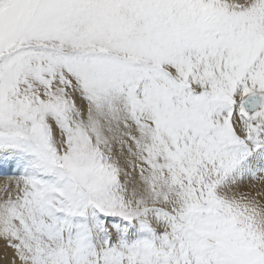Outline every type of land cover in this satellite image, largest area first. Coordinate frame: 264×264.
<instances>
[{
    "label": "snow or ice",
    "instance_id": "6c2138e0",
    "mask_svg": "<svg viewBox=\"0 0 264 264\" xmlns=\"http://www.w3.org/2000/svg\"><path fill=\"white\" fill-rule=\"evenodd\" d=\"M264 0H0V264H264Z\"/></svg>",
    "mask_w": 264,
    "mask_h": 264
},
{
    "label": "bare ground",
    "instance_id": "6f19581e",
    "mask_svg": "<svg viewBox=\"0 0 264 264\" xmlns=\"http://www.w3.org/2000/svg\"><path fill=\"white\" fill-rule=\"evenodd\" d=\"M236 191L246 193L250 197H255L261 207H264V180H247Z\"/></svg>",
    "mask_w": 264,
    "mask_h": 264
}]
</instances>
